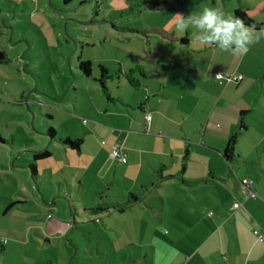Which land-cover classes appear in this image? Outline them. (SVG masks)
Wrapping results in <instances>:
<instances>
[{"label": "crops", "instance_id": "0c3cea01", "mask_svg": "<svg viewBox=\"0 0 264 264\" xmlns=\"http://www.w3.org/2000/svg\"><path fill=\"white\" fill-rule=\"evenodd\" d=\"M170 1L178 2L185 17L200 9L185 7L192 0ZM194 2L233 15L243 8L263 23L261 29H253L248 52L240 55L200 45L194 35L175 34L173 27L151 25L145 32H130L124 39L132 56L115 59L118 68L113 72L106 67L108 94L97 85L101 98L92 116L93 133L81 139L80 149L62 140L60 145L45 142L25 151L32 157L29 165L38 181V163L53 155L51 147L82 154L87 153L89 139L92 146L101 139L100 148L87 157L92 166L105 147L108 157L114 158L113 146L121 145L128 160H114L122 163L118 166L127 175L134 170L138 175L107 204L113 206L108 216L118 215L124 222L106 225L122 228L118 242L133 247L128 264H264V242L254 233L264 234V0ZM133 38L145 43L131 45ZM0 52V63L10 61L4 49ZM218 72L242 79L221 84ZM128 74L139 87L131 84ZM233 137L229 159L226 150ZM0 142L6 143L1 134ZM45 150L51 152L48 157L35 156ZM4 167L0 164V172ZM245 178L253 180L256 197L244 192ZM65 179L67 188L74 187L72 177ZM235 203L241 207L234 208Z\"/></svg>", "mask_w": 264, "mask_h": 264}, {"label": "rangeland", "instance_id": "374dc122", "mask_svg": "<svg viewBox=\"0 0 264 264\" xmlns=\"http://www.w3.org/2000/svg\"><path fill=\"white\" fill-rule=\"evenodd\" d=\"M142 1L0 0V48L10 58L0 63V134L6 141L0 142V164L6 166L0 172V234L6 240L0 264H128L133 247L118 242L122 228L106 225L124 220L108 216L99 204L107 205L116 193L120 197L118 191L131 186L138 171L127 175L106 147L91 166L87 157L102 140L94 147L88 137L87 153L51 147L53 155L38 163L36 181L27 147L60 145L70 136L77 140L93 133L100 65L113 72L115 59L131 55L124 39L130 31L118 27L171 28L174 15H184L178 2L155 7ZM184 5L204 7L193 0ZM130 43L140 47L145 42L133 38ZM81 61L92 63L91 76L82 73ZM66 177L73 178L74 187L67 188ZM18 200L27 202L6 212Z\"/></svg>", "mask_w": 264, "mask_h": 264}, {"label": "clouds", "instance_id": "9594fccd", "mask_svg": "<svg viewBox=\"0 0 264 264\" xmlns=\"http://www.w3.org/2000/svg\"><path fill=\"white\" fill-rule=\"evenodd\" d=\"M172 23L175 34H192L200 45H214L226 52L244 55L253 43L252 26L213 6H204L187 17L174 15Z\"/></svg>", "mask_w": 264, "mask_h": 264}, {"label": "trees", "instance_id": "16d2710c", "mask_svg": "<svg viewBox=\"0 0 264 264\" xmlns=\"http://www.w3.org/2000/svg\"><path fill=\"white\" fill-rule=\"evenodd\" d=\"M169 1L170 0H143L142 3L143 4H151V5L155 6V7H159V6H163V5L167 4ZM139 5H141V4L137 3V6H139ZM130 9L133 11L134 7L130 8ZM235 16H238L239 18H241L245 22L246 25L252 26L253 29H261L263 27V23L257 22L254 19H252L243 8H238L235 11ZM118 30H120V31H130V32H139L138 30H133V29H130L129 27H118ZM91 65H92V63L90 61H81L80 62L79 68L82 71V73L85 76H87V77L91 76ZM100 68H101V76H100L99 79H95V82L99 83L101 88L104 90V92L106 94H108L107 81L110 78V74H109L108 69L104 65H100ZM128 79L130 80V82H131V84L133 86L139 87L138 82L135 79H133L131 74H128ZM51 132H52L53 135L55 134L54 129L51 130ZM65 142L69 143L74 148L80 149L82 140L81 139H78V140L67 139V140H65ZM234 142H235V137H233L228 149L226 150V156L229 159L231 158V155L233 154ZM50 154H51L50 151L45 150L43 152L37 153L35 156L40 159V158H46ZM15 204H16V202L11 203L8 206L6 211L11 209ZM112 207L113 206H111V205H107L106 207H103V209H100V210L101 211H110V209ZM121 208H123V207H121ZM2 243H3L2 245L4 246V241L3 240H2Z\"/></svg>", "mask_w": 264, "mask_h": 264}, {"label": "built area", "instance_id": "2783aa9c", "mask_svg": "<svg viewBox=\"0 0 264 264\" xmlns=\"http://www.w3.org/2000/svg\"><path fill=\"white\" fill-rule=\"evenodd\" d=\"M216 78L221 84H224V83H229V82H238L242 79V76L238 74H223L221 72H218L216 74ZM146 117L147 119L150 120L152 116L150 114H147ZM84 122H86V120H84ZM103 144H105V142H103ZM111 155L122 163H126L128 160L127 154L122 150V147L119 144H115L113 146L111 150ZM241 183H242L243 190L247 194L248 197L257 196L256 192L253 189L252 179L245 178L241 181ZM240 207L241 205L239 203L234 204V208H240ZM254 233L257 235L260 241L264 242V234H262L259 230H255ZM5 241L6 240H4V242Z\"/></svg>", "mask_w": 264, "mask_h": 264}, {"label": "water", "instance_id": "95a60500", "mask_svg": "<svg viewBox=\"0 0 264 264\" xmlns=\"http://www.w3.org/2000/svg\"><path fill=\"white\" fill-rule=\"evenodd\" d=\"M3 58V57H2Z\"/></svg>", "mask_w": 264, "mask_h": 264}]
</instances>
